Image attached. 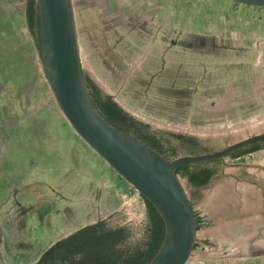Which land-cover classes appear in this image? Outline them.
Masks as SVG:
<instances>
[{"label":"rangeland","instance_id":"374dc122","mask_svg":"<svg viewBox=\"0 0 264 264\" xmlns=\"http://www.w3.org/2000/svg\"><path fill=\"white\" fill-rule=\"evenodd\" d=\"M77 1L83 69L137 119L159 130L220 139V149L264 133V8H235L230 0H185L189 6L116 0L131 17L128 33L119 31L127 39H115L103 15L76 11ZM24 3L0 0V264H34L41 251L85 225L115 214L139 223L145 212L139 194L58 109ZM158 6L161 13L153 11ZM260 163L264 149L225 158L223 175ZM217 179L211 190L222 184ZM44 208L50 213L42 223ZM196 211L203 219L200 203ZM207 226L198 230L200 246L187 264H207V256L216 255L214 245L202 241L213 230Z\"/></svg>","mask_w":264,"mask_h":264},{"label":"water","instance_id":"95a60500","mask_svg":"<svg viewBox=\"0 0 264 264\" xmlns=\"http://www.w3.org/2000/svg\"><path fill=\"white\" fill-rule=\"evenodd\" d=\"M264 8V0H230ZM41 69L53 99L74 133L159 214L164 235L148 264H187L198 240L196 206L176 170L183 165L223 159L264 142V133L212 153L167 159L117 129L96 110L86 89L72 0H36Z\"/></svg>","mask_w":264,"mask_h":264},{"label":"trees","instance_id":"16d2710c","mask_svg":"<svg viewBox=\"0 0 264 264\" xmlns=\"http://www.w3.org/2000/svg\"><path fill=\"white\" fill-rule=\"evenodd\" d=\"M24 20L39 52L36 0H25ZM83 77L93 105L107 122L165 158L171 160L220 150V139H201L194 135L153 128L121 107L84 69ZM263 149L264 142H259L238 149L225 158L235 160ZM223 168V159H214L180 166L176 174L184 183L192 203L197 206L204 197L203 191L209 189L215 179L223 175ZM139 197L145 208L144 217L139 223L125 222L122 217L117 219L115 214L109 221L101 220L85 225L41 251L34 264H148L161 245L164 225L154 206L141 195ZM48 210L43 209L45 215L40 222H44V217L50 213ZM196 215L199 229L203 219L198 211ZM199 246L195 244L194 251Z\"/></svg>","mask_w":264,"mask_h":264},{"label":"crops","instance_id":"0c3cea01","mask_svg":"<svg viewBox=\"0 0 264 264\" xmlns=\"http://www.w3.org/2000/svg\"><path fill=\"white\" fill-rule=\"evenodd\" d=\"M152 1L159 5L160 0ZM182 2L184 6H189L185 0ZM148 3L149 0L146 6ZM163 3L171 2L163 0ZM172 3H176V0ZM223 5L229 7L225 2ZM238 6L242 7L239 4L235 8ZM153 10L157 13L161 8L158 6ZM242 167L243 174L222 175L217 179L222 183L220 186L203 192L204 197L200 202L205 210L202 225L208 224L207 227L213 230L207 236L208 240L202 241L208 246L214 245L216 249V255L207 256V261H204L207 264H233L250 259L264 264V163Z\"/></svg>","mask_w":264,"mask_h":264},{"label":"flooded vegetation","instance_id":"af4514ba","mask_svg":"<svg viewBox=\"0 0 264 264\" xmlns=\"http://www.w3.org/2000/svg\"><path fill=\"white\" fill-rule=\"evenodd\" d=\"M88 1L90 4L86 3ZM123 7L124 6L120 2H117L116 0H111V1H108V0H100V1L98 0H78L75 8H76V11L82 10L81 12H84L88 9H95L97 13L100 12V14L103 15V17L105 18V22L110 26L111 33L114 35L113 38L127 39V35H125V33H122V32L125 31L126 33H128L127 21L128 19H130L131 16L130 15L128 16L127 14L128 12ZM147 10H152V9H147ZM152 23L153 25L155 23L154 17H153ZM119 31H122V32H119ZM153 39H156V37L154 36ZM224 159L225 158H223V167L225 166Z\"/></svg>","mask_w":264,"mask_h":264},{"label":"built area","instance_id":"2783aa9c","mask_svg":"<svg viewBox=\"0 0 264 264\" xmlns=\"http://www.w3.org/2000/svg\"><path fill=\"white\" fill-rule=\"evenodd\" d=\"M210 250L212 251V248H210Z\"/></svg>","mask_w":264,"mask_h":264}]
</instances>
